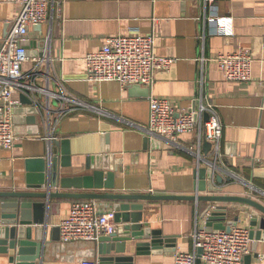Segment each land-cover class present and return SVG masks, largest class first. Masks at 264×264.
Returning a JSON list of instances; mask_svg holds the SVG:
<instances>
[{
	"label": "crops",
	"instance_id": "1",
	"mask_svg": "<svg viewBox=\"0 0 264 264\" xmlns=\"http://www.w3.org/2000/svg\"><path fill=\"white\" fill-rule=\"evenodd\" d=\"M212 15L231 16L234 36L220 35L208 22ZM16 16L17 8L0 0V46ZM135 33L155 36V55L175 60L169 70L157 71L151 88L124 89L118 82L87 80L88 54L99 51L110 36ZM26 48L30 61L22 67V82L27 87L13 95L18 140L12 149L0 151V192H40L27 188L28 160L45 159L51 149L60 163L62 149L53 147V142L67 140L70 166L61 168V178L114 173L109 181L114 189L99 193L191 196L203 182L206 191L200 195L252 197L264 204V2L50 0L48 20L31 28ZM240 49L254 53L249 83L226 81L210 60L217 53ZM150 97L169 99L177 109L189 107L196 99L212 105L223 126L218 160L214 162L211 143L206 142L211 144L208 154L205 142L198 146L196 132L171 142L136 129L135 125L149 120ZM27 100L35 101L36 107L27 105ZM208 162L222 169L216 175L224 178L223 184L201 178L200 171L210 167ZM72 201L52 200L59 206L42 212L43 225L0 221V240H5L6 228L15 229L16 240L24 238L29 228L32 242L43 240L42 258L36 264H175L176 252H192V233L206 222V211L217 208L205 202H140L145 206L143 223L149 224L137 231L142 236L118 240L102 254L107 247L99 239L61 241L58 228L69 217ZM98 204L101 213L117 206L109 201ZM223 205L226 225L238 218L237 225L250 230L252 216L260 215L243 205ZM122 228L119 225L118 231ZM147 230L164 243L154 248L145 237ZM4 248L0 246V264H13L14 252ZM249 250L243 264L248 257L250 264H264V242L251 239Z\"/></svg>",
	"mask_w": 264,
	"mask_h": 264
},
{
	"label": "built area",
	"instance_id": "2",
	"mask_svg": "<svg viewBox=\"0 0 264 264\" xmlns=\"http://www.w3.org/2000/svg\"><path fill=\"white\" fill-rule=\"evenodd\" d=\"M17 8V16L10 22L8 36L0 46V151L12 149L18 140L14 131L13 95L22 91L25 84L22 67L30 61L26 48L31 28L45 24L49 17L50 0H3ZM264 2V0H257ZM224 37L234 36L231 16L212 15L208 19ZM156 38L140 34L115 35L106 39L103 47L86 56V77L90 82H118L122 88L141 85L151 88L159 70H169L173 58L155 55ZM206 61V58H202ZM228 82L249 83L253 79L254 53L240 49L234 53H217L211 59ZM37 68V67H36ZM150 115L145 125H135L147 135L176 142L183 134L197 133L198 146L204 142L213 145L216 160L220 157V140L223 126L210 104L197 99L186 108L177 109L166 98H149ZM208 115V120L204 116ZM99 201L73 200L69 217L59 225L63 243L92 242L117 233L115 211L100 212ZM192 252L175 253V264H243L249 253L250 230L232 226L226 230L196 227L192 233ZM201 250V253L199 251ZM82 264H97L85 261Z\"/></svg>",
	"mask_w": 264,
	"mask_h": 264
},
{
	"label": "water",
	"instance_id": "3",
	"mask_svg": "<svg viewBox=\"0 0 264 264\" xmlns=\"http://www.w3.org/2000/svg\"><path fill=\"white\" fill-rule=\"evenodd\" d=\"M140 85H135L139 87ZM36 91H34L35 93ZM27 105L36 107V102L33 100L25 101ZM208 120V115L205 116ZM68 141L54 140L53 147L62 149V160L59 163L58 157L54 156L53 150L48 151V156L45 159H31L27 162L28 172L27 188L29 190L40 192H0V221L14 220V223L22 226L43 225L45 218H42V212H46L50 208L58 207L59 204H53L52 200H96L116 202L115 205V222L122 226V229L113 235L101 237V245L106 244L107 254L113 248L114 242L118 240L131 241L130 239H138L142 233L137 234V231L142 230L143 226H148V223H143V211L145 202H161V201H191L205 202L209 204H217V208L211 212L206 211V222L201 227H211L214 230L230 231L232 226L237 225L238 218L227 225L224 221L227 218V207L222 204H239L248 208L254 209L260 215L255 214L251 218L250 237L257 241L264 242V204L252 197L239 196H224V195H200L206 191V184L203 182L195 189V194L191 196L183 195H154V194H123L96 191H110L114 189L112 181L114 173L94 172L92 176L77 177V178H61V168H67L70 164H66L67 157L70 155ZM204 151L206 154L211 149V144L204 143ZM215 162V161H214ZM214 162L210 164L209 169L201 170V178L206 180L216 181L218 184H223L224 178L217 176L216 173L220 170L219 166ZM222 172V171H221ZM105 179L108 180L105 182ZM72 191V192H70ZM5 199H15L16 202H2ZM24 200V201H23ZM29 200V202H28ZM37 200L39 202H32ZM23 201V202H21ZM42 201V202H40ZM141 202V203H140ZM13 209L14 212L7 213L6 210ZM3 211V212H2ZM34 212V216H33ZM125 225V226H123ZM59 232L60 229L58 228ZM122 232V233H121ZM126 232V233H125ZM146 238L151 241L152 246L160 247L164 241L161 238H153L151 230L146 231ZM122 235H129L121 238ZM12 240L11 243L9 241ZM169 240H167V243ZM0 246H4L7 252L13 251L11 263L13 264H36V261L42 258L43 240L41 243L31 241V231L28 228L24 238L17 239L15 237V229H5V240H0ZM103 249V248H102ZM201 253V250L199 251ZM102 262L107 261V258H102ZM246 264H250V258L246 259Z\"/></svg>",
	"mask_w": 264,
	"mask_h": 264
}]
</instances>
